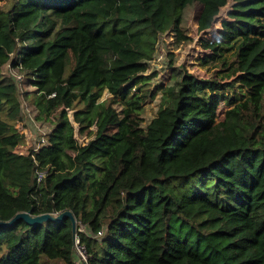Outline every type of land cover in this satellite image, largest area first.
Masks as SVG:
<instances>
[{
    "label": "trees",
    "instance_id": "obj_1",
    "mask_svg": "<svg viewBox=\"0 0 264 264\" xmlns=\"http://www.w3.org/2000/svg\"><path fill=\"white\" fill-rule=\"evenodd\" d=\"M229 1L0 0V220L71 210L87 264H264V0H231L200 57L212 76L162 86L142 126L153 45L188 4L205 32ZM9 62L52 127L37 150L19 147L24 78ZM72 255L69 217L0 226V264Z\"/></svg>",
    "mask_w": 264,
    "mask_h": 264
},
{
    "label": "rangeland",
    "instance_id": "obj_2",
    "mask_svg": "<svg viewBox=\"0 0 264 264\" xmlns=\"http://www.w3.org/2000/svg\"><path fill=\"white\" fill-rule=\"evenodd\" d=\"M232 3L233 1L230 0L224 7H222L214 26L205 32H200L197 24V17L201 9V3L195 2L188 4L184 9L180 21L175 22L169 30L161 34L158 42L151 48V58L148 61L149 68L144 73V81L147 82L151 90H156L157 94L155 97L149 98L144 105L142 114L144 120L142 126H147L157 114L160 99L159 91L162 86L179 81L184 71L195 73L201 77L212 76L214 69L202 66L200 64V57L204 53V43L219 34V30L222 27V19L227 17V13L231 8ZM2 70L3 73L11 75L7 65H5ZM28 89L33 90V87L30 85L29 78L25 77L22 83V90H20V105L17 107V110L20 112L21 120L17 122L21 125V128L29 133L33 131V137L36 140L39 138L40 133L34 131L36 127L31 120V116L32 114L36 116V112L31 110L33 109L30 104L32 95L28 97L25 96V91ZM108 95L107 91H105L103 98L108 97ZM227 107L228 105L224 102L219 104L217 120H220L224 116ZM40 122L45 125L43 127L44 129L50 127V123L39 120L38 123ZM90 129L94 130L95 127H91ZM85 134L87 136H85ZM79 136L86 139L89 137V132L86 131L83 134L79 133ZM31 139L30 142L32 143H27L24 140L25 147L20 149L25 151L32 147L33 140Z\"/></svg>",
    "mask_w": 264,
    "mask_h": 264
},
{
    "label": "built area",
    "instance_id": "obj_3",
    "mask_svg": "<svg viewBox=\"0 0 264 264\" xmlns=\"http://www.w3.org/2000/svg\"><path fill=\"white\" fill-rule=\"evenodd\" d=\"M200 31V30H199ZM201 32V31H200ZM201 35V34H200ZM9 72L11 73V77L18 83V86H21V82L25 76L24 71L21 69V67H14L11 65V63L9 62L7 64ZM32 110V109H31ZM68 112H69V116L71 118V120L74 123V127H75V137L82 143L85 144L86 140L89 139H83V137L79 136V124L77 122H75L73 120V111L70 108H67ZM32 113V112H31ZM21 120V119H19ZM18 120V122H19ZM31 120L32 122L35 124L34 126L37 128H35V132L38 131V133H40L39 138H37L36 140L34 139V135H33V131H31V133H29L28 131H26L25 129L21 128V125L18 124V122L16 123V128L18 129V132L23 134L24 136V140L29 143L30 139L33 140V144L32 147L33 150H37L41 145L47 144L48 143V134L51 132L52 127L50 125V127L48 128H43L45 125H43L42 122L38 123L39 120H37V118L35 117V115L32 114L31 116ZM85 136H87L85 134ZM32 143V142H30ZM28 146V145H27ZM22 148L25 147V142H23ZM21 152H23V149H20ZM47 174V170L46 169H38L36 171V178L38 181H41L45 175ZM78 229V230H77ZM88 226H86L85 224L81 223L79 224V227H76V235H75V240L73 242V255H72V259L74 261V264H87L88 263V253H87V248L85 243L82 241L81 236H80V232H89L88 230Z\"/></svg>",
    "mask_w": 264,
    "mask_h": 264
},
{
    "label": "water",
    "instance_id": "obj_4",
    "mask_svg": "<svg viewBox=\"0 0 264 264\" xmlns=\"http://www.w3.org/2000/svg\"><path fill=\"white\" fill-rule=\"evenodd\" d=\"M65 217H69L72 222V239L75 240L77 218L71 210H65L60 213L45 212L41 214H33L32 210L17 212L14 217L10 220L2 221L0 220V226H8L14 224L19 219H24L30 224L37 225L43 223L46 220L61 221Z\"/></svg>",
    "mask_w": 264,
    "mask_h": 264
}]
</instances>
